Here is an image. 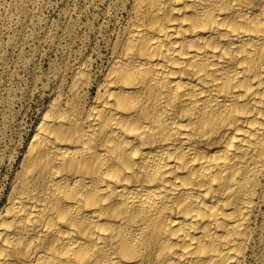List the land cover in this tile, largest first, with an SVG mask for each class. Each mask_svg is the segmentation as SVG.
<instances>
[{
  "label": "bare ground",
  "instance_id": "bare-ground-1",
  "mask_svg": "<svg viewBox=\"0 0 264 264\" xmlns=\"http://www.w3.org/2000/svg\"><path fill=\"white\" fill-rule=\"evenodd\" d=\"M23 3L0 0V39ZM124 8L101 75L82 59L37 118L0 209V264H245L254 246L264 0Z\"/></svg>",
  "mask_w": 264,
  "mask_h": 264
},
{
  "label": "rangeland",
  "instance_id": "rangeland-1",
  "mask_svg": "<svg viewBox=\"0 0 264 264\" xmlns=\"http://www.w3.org/2000/svg\"><path fill=\"white\" fill-rule=\"evenodd\" d=\"M20 1L26 4V0ZM123 1L37 0L32 5L26 4V8L23 6L26 11H19L17 19L7 23L9 33L5 30L6 35L0 39V209L52 91L62 89L71 70L84 58L90 61L92 78L101 75L110 54V43L124 24L127 0ZM262 212L264 215V200L261 217ZM260 216L258 221L262 223H257V228H262L257 229L245 264H264V216Z\"/></svg>",
  "mask_w": 264,
  "mask_h": 264
}]
</instances>
